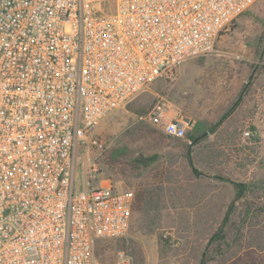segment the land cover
Instances as JSON below:
<instances>
[{
  "label": "built area",
  "instance_id": "2783aa9c",
  "mask_svg": "<svg viewBox=\"0 0 264 264\" xmlns=\"http://www.w3.org/2000/svg\"><path fill=\"white\" fill-rule=\"evenodd\" d=\"M258 1L0 0V264H99L97 242L128 233L135 194L100 170L98 127L215 52ZM144 118L187 135L166 97Z\"/></svg>",
  "mask_w": 264,
  "mask_h": 264
},
{
  "label": "rangeland",
  "instance_id": "374dc122",
  "mask_svg": "<svg viewBox=\"0 0 264 264\" xmlns=\"http://www.w3.org/2000/svg\"><path fill=\"white\" fill-rule=\"evenodd\" d=\"M161 96L189 121L184 138L144 118ZM96 136L104 176L135 194L128 233L97 242L99 264H115L121 252L131 264H200L237 183L245 192L209 264H264V0L218 36L215 52L137 93Z\"/></svg>",
  "mask_w": 264,
  "mask_h": 264
},
{
  "label": "trees",
  "instance_id": "16d2710c",
  "mask_svg": "<svg viewBox=\"0 0 264 264\" xmlns=\"http://www.w3.org/2000/svg\"><path fill=\"white\" fill-rule=\"evenodd\" d=\"M239 102L240 101H237L235 104L238 105ZM225 118H226V116H224L221 119V121L224 120ZM221 121L217 122L216 126L219 125ZM191 138L195 140L196 136H191ZM102 157H103V155H102ZM236 185H237V188H238L237 189L236 198L232 201V203H231V205H230V207H229V209H228V211L226 213V217H225V220H224L222 226L212 236L210 242L208 243L207 249L203 252L201 260H200V264H209L210 263V261L212 260V257L210 256L211 255L210 254V249H211V247H213V245H214L213 243L215 241H217V240H222L224 238V236H225L224 226L230 220L231 214H232V212L234 210L233 208L235 206V201H236V199L241 198L243 196L244 192H245L244 190H245L246 185L244 183H237ZM220 253L223 254L224 252L222 251Z\"/></svg>",
  "mask_w": 264,
  "mask_h": 264
}]
</instances>
